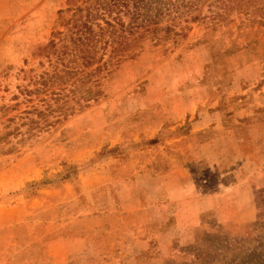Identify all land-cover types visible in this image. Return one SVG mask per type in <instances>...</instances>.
Instances as JSON below:
<instances>
[{
  "label": "rangeland",
  "instance_id": "374dc122",
  "mask_svg": "<svg viewBox=\"0 0 264 264\" xmlns=\"http://www.w3.org/2000/svg\"><path fill=\"white\" fill-rule=\"evenodd\" d=\"M105 7L0 0V264H264V23L204 2L80 85L63 45Z\"/></svg>",
  "mask_w": 264,
  "mask_h": 264
},
{
  "label": "trees",
  "instance_id": "16d2710c",
  "mask_svg": "<svg viewBox=\"0 0 264 264\" xmlns=\"http://www.w3.org/2000/svg\"><path fill=\"white\" fill-rule=\"evenodd\" d=\"M204 2L216 21H225L235 12L248 18L257 17L259 24L264 23V0H106V7L102 10L106 13V21L102 20L105 26L93 24L96 18L102 16L98 11L88 13L82 22L72 23L69 45H63L64 58L60 59V63L64 64L67 58L63 75L80 74L81 78L76 80L80 85H85L86 80L91 85L96 84L95 76L98 74L124 60L134 59L145 39L161 43L170 39L174 41L171 36H180L169 26L160 28V19H177L179 16L189 15L197 11L198 6ZM70 11L71 9H67L65 12ZM125 19H128L127 23ZM196 19L197 17L191 18ZM70 22L71 19L61 17L59 25L66 27ZM93 66L95 68L91 72L79 73L80 67L87 69ZM92 78L94 79L91 80ZM61 79L57 81H62ZM73 87L72 94L77 89L76 84ZM85 93L86 96H82L81 100H92L98 94L90 88Z\"/></svg>",
  "mask_w": 264,
  "mask_h": 264
},
{
  "label": "crops",
  "instance_id": "0c3cea01",
  "mask_svg": "<svg viewBox=\"0 0 264 264\" xmlns=\"http://www.w3.org/2000/svg\"><path fill=\"white\" fill-rule=\"evenodd\" d=\"M175 174V170H172V171H170V173L169 174H167V176L169 177V176H173ZM162 186L163 187H166L165 186V183H162ZM157 189V188H156ZM170 198V196H167V199H169ZM191 202H192V200H191Z\"/></svg>",
  "mask_w": 264,
  "mask_h": 264
}]
</instances>
